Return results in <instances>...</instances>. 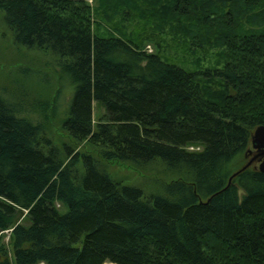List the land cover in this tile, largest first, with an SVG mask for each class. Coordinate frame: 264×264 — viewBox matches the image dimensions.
I'll list each match as a JSON object with an SVG mask.
<instances>
[{"label": "trees", "instance_id": "trees-1", "mask_svg": "<svg viewBox=\"0 0 264 264\" xmlns=\"http://www.w3.org/2000/svg\"><path fill=\"white\" fill-rule=\"evenodd\" d=\"M94 1L0 0V13L16 46L56 60L72 143L178 178L144 197L99 158L55 146L0 94V264H264V173L249 166L228 183L264 126V0ZM99 15L151 23L220 60L189 72L122 33L92 34Z\"/></svg>", "mask_w": 264, "mask_h": 264}, {"label": "rangeland", "instance_id": "rangeland-1", "mask_svg": "<svg viewBox=\"0 0 264 264\" xmlns=\"http://www.w3.org/2000/svg\"><path fill=\"white\" fill-rule=\"evenodd\" d=\"M87 1L92 9L96 7L94 0ZM91 21L92 34L107 37L122 33L145 53L157 54L162 61L189 72L210 70L220 60L216 50L196 48L180 37L151 31L153 25L151 23L138 22L135 19L126 20L117 16L104 19L101 15L92 18ZM55 61L46 52L16 46L0 13V94L14 106L19 115L39 125L44 135L55 146L61 148L68 145L77 154H89L99 158L96 150L86 143H72L60 129L70 88L60 80ZM209 87L217 88L216 84ZM91 107V121L94 128L101 120L103 110L95 102ZM249 149L248 144L246 151ZM99 160L113 181L139 188L144 197L160 192L162 185L178 178L167 172L157 161L144 168H135L115 160L104 161L100 158ZM247 160L248 156L245 153L237 156L230 164V171L234 173ZM250 167L255 168L256 164L253 163ZM14 224L26 225L22 211L17 212ZM7 237L8 233H3L0 236V243L7 245ZM7 248L9 249V246Z\"/></svg>", "mask_w": 264, "mask_h": 264}, {"label": "water", "instance_id": "water-1", "mask_svg": "<svg viewBox=\"0 0 264 264\" xmlns=\"http://www.w3.org/2000/svg\"><path fill=\"white\" fill-rule=\"evenodd\" d=\"M249 146L250 149L246 151V156H248L247 162L240 169L232 173L228 179V183L232 177L253 163L256 164L255 169L257 171L264 173V126L260 125L254 128L249 138Z\"/></svg>", "mask_w": 264, "mask_h": 264}]
</instances>
